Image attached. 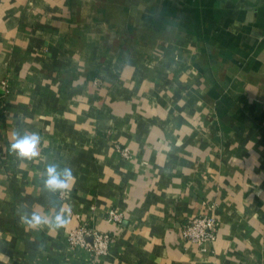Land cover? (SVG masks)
<instances>
[{"label":"crops","instance_id":"crops-1","mask_svg":"<svg viewBox=\"0 0 264 264\" xmlns=\"http://www.w3.org/2000/svg\"><path fill=\"white\" fill-rule=\"evenodd\" d=\"M83 221L96 264H264V0H0V264H92Z\"/></svg>","mask_w":264,"mask_h":264},{"label":"built area","instance_id":"built-area-1","mask_svg":"<svg viewBox=\"0 0 264 264\" xmlns=\"http://www.w3.org/2000/svg\"><path fill=\"white\" fill-rule=\"evenodd\" d=\"M125 157H130L128 147L118 146ZM64 193V191L62 192ZM108 219L121 222L123 213L115 208L108 211ZM219 222L215 213L201 214L190 218L183 226V235L189 243L206 245L213 242L218 235ZM113 236L109 231L92 227L88 222H79L68 235V242L72 248L85 250L91 256L92 264L106 255L111 247Z\"/></svg>","mask_w":264,"mask_h":264},{"label":"clouds","instance_id":"clouds-1","mask_svg":"<svg viewBox=\"0 0 264 264\" xmlns=\"http://www.w3.org/2000/svg\"><path fill=\"white\" fill-rule=\"evenodd\" d=\"M12 149L17 152L21 158L32 159L39 155L38 144L40 143V137L37 133H32L31 135H25L23 137H18L17 134H13ZM48 179L46 181V187L52 190L65 189L68 187L67 180L72 179V173L70 169H65L64 177L61 179L60 175L56 172L55 166H50L47 169ZM34 219L39 222L40 218L34 217Z\"/></svg>","mask_w":264,"mask_h":264}]
</instances>
